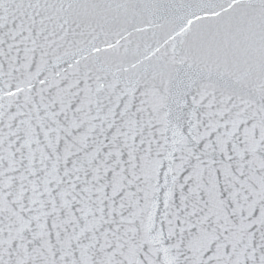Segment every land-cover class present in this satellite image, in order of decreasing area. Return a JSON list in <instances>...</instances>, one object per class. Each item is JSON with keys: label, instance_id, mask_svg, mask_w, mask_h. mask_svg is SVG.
<instances>
[{"label": "snow or ice", "instance_id": "obj_1", "mask_svg": "<svg viewBox=\"0 0 264 264\" xmlns=\"http://www.w3.org/2000/svg\"><path fill=\"white\" fill-rule=\"evenodd\" d=\"M0 264H264V0H0Z\"/></svg>", "mask_w": 264, "mask_h": 264}]
</instances>
